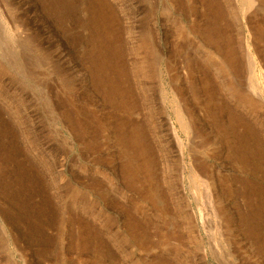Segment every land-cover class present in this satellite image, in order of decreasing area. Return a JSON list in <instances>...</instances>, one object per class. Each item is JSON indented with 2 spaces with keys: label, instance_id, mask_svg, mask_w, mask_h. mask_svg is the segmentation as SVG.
<instances>
[{
  "label": "rangeland",
  "instance_id": "obj_1",
  "mask_svg": "<svg viewBox=\"0 0 264 264\" xmlns=\"http://www.w3.org/2000/svg\"><path fill=\"white\" fill-rule=\"evenodd\" d=\"M0 264H264V0H0Z\"/></svg>",
  "mask_w": 264,
  "mask_h": 264
}]
</instances>
